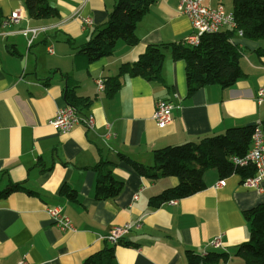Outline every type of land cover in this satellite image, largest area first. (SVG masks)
I'll list each match as a JSON object with an SVG mask.
<instances>
[{
	"label": "crops",
	"instance_id": "crops-1",
	"mask_svg": "<svg viewBox=\"0 0 264 264\" xmlns=\"http://www.w3.org/2000/svg\"><path fill=\"white\" fill-rule=\"evenodd\" d=\"M114 1L47 0L59 14L34 19L23 0H0V20L16 8L26 14L18 24L0 27V191L23 187L0 198V264H16L23 256L32 264H82L105 245L103 237L112 226L127 222L140 224L113 245L116 264H187V251L204 250L225 253L218 264H244L236 255L249 234L243 211L264 203V175L258 191L245 186L238 174L220 177L209 168L203 174L205 188L151 207L149 198L176 186L178 178L144 177L120 155L151 166L158 148L231 127L258 124L264 130V100H255L264 86V55L258 51L264 39L234 32L243 76L229 87L204 86L186 96L185 63L172 60L166 50L161 82L124 75L117 92L107 96L97 91V78L116 74L121 63L134 61L148 44L185 40L192 31L189 18L177 10L178 0H156L137 22L135 45L118 40L112 54L87 62L79 47L104 23ZM232 1L203 3L232 12ZM80 17L91 18V27L85 28ZM29 25L45 27L31 45L20 32ZM68 87L91 99L82 115H93V128L80 123L62 133L48 124L67 105ZM159 99L175 105L172 121L162 127L151 118ZM101 161L123 183L115 198L95 197L93 166ZM220 179L224 185L215 187ZM65 185L76 200L61 193ZM46 206L61 207L74 230H60ZM218 234L222 247L212 248L209 240Z\"/></svg>",
	"mask_w": 264,
	"mask_h": 264
},
{
	"label": "trees",
	"instance_id": "trees-1",
	"mask_svg": "<svg viewBox=\"0 0 264 264\" xmlns=\"http://www.w3.org/2000/svg\"><path fill=\"white\" fill-rule=\"evenodd\" d=\"M156 0H115L104 23L95 26L91 37L80 45L79 50L86 61L98 60L112 54L118 40L133 46L138 42L135 34L137 22L149 11ZM29 17L34 19L55 17L59 13L49 6L47 0H23ZM232 14L237 28L249 39H264V0H233ZM235 29H221L213 33H204L199 43L188 45L185 40L177 42L148 44L134 61L123 62L116 74L108 76L104 82L107 96H113L121 86L124 75L141 76L149 81H162V66L165 51H170L172 60L185 63L186 96L209 85L229 87L243 76L239 66L240 49L232 42ZM264 55V49L258 50ZM65 101L83 114L91 102L88 97L78 96L74 87L65 90ZM253 125L231 127L221 134L208 135L197 141L168 145L152 151L153 164L142 165L131 158L120 155L142 176H176L178 184L162 190L148 200L151 207H158L171 199L190 196L203 188L204 172L215 168L220 177L238 174L242 179L252 176L255 168L251 164L240 166L232 161L233 157H243L250 148ZM97 175L94 193L97 199L115 198L122 190L123 183L113 178L107 162L101 161L93 166ZM21 189L12 185L0 191V198L13 190ZM61 193L76 200V193L66 185ZM243 217L249 225L248 238L239 244L236 255L244 264H264V203L243 211ZM105 242V241H104ZM225 253L208 251L205 255L187 251V264H218L225 260ZM82 264H116L113 244L105 245L89 254Z\"/></svg>",
	"mask_w": 264,
	"mask_h": 264
},
{
	"label": "built area",
	"instance_id": "built-area-1",
	"mask_svg": "<svg viewBox=\"0 0 264 264\" xmlns=\"http://www.w3.org/2000/svg\"><path fill=\"white\" fill-rule=\"evenodd\" d=\"M177 10L186 15L191 22V33L185 38L188 45H196L199 43L200 36L204 33L217 32L224 28L235 29L237 33L242 35V31L237 28L232 12H225L222 5L216 7L207 6L203 0H178ZM25 11L22 8H16L0 20V27L4 28L9 25H15L25 16ZM85 28L91 27L92 20L89 17H80ZM45 27L26 26L20 29V32L25 35L27 44L31 45L34 39L40 32L44 31ZM51 52L52 49L49 48ZM103 78L95 80L97 91L104 90ZM255 100L260 103L264 100V86L258 88L255 94ZM175 105L167 99H159L155 102L151 118L157 126H165L172 121L171 111ZM82 123L86 128L91 129L94 126L93 115H82L70 105H65L57 109L54 114L48 119V124L56 128L62 133L70 131L75 125ZM232 161L243 166L251 164L255 171L252 176L244 178L243 184L248 187H253L258 191H262L263 187L260 185L261 179L264 175V130L260 125L255 124L251 134L250 148L247 153L239 158L233 157ZM225 180L220 179L215 183V187L224 185ZM175 202V199L170 200ZM46 213L49 219L62 231L74 230V226L63 212L61 207L46 206ZM140 223L133 225L132 223H124L123 225H115L110 228L107 235L103 239L109 244H117L121 238L130 231L131 228L138 227ZM222 235L218 234L209 240V245L212 248L222 247ZM208 251L201 252L205 255ZM16 264H32L26 256H23Z\"/></svg>",
	"mask_w": 264,
	"mask_h": 264
}]
</instances>
